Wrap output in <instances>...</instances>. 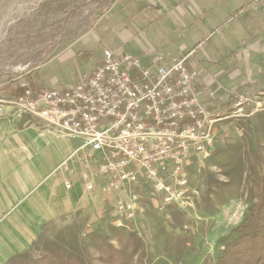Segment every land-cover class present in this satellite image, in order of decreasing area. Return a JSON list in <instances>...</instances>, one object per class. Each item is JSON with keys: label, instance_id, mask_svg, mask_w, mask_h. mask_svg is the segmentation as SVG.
Returning <instances> with one entry per match:
<instances>
[{"label": "rangeland", "instance_id": "obj_1", "mask_svg": "<svg viewBox=\"0 0 264 264\" xmlns=\"http://www.w3.org/2000/svg\"><path fill=\"white\" fill-rule=\"evenodd\" d=\"M122 1L0 0V96L11 97L9 94L21 83L22 91L24 83L40 89L42 85L36 83H41L50 73L60 79L55 87L58 89L63 88L61 81L72 82L81 73L91 74L95 56L99 55L98 47L101 49L97 41L111 43V21ZM226 27L210 29L214 31L213 37L205 29L206 35L199 37L206 40L205 50L210 51L223 33L228 35ZM146 35L153 36L151 30ZM158 45L173 49L167 41ZM193 47L189 44L185 53ZM67 52H75L76 56L67 54L60 59ZM53 60L58 62L48 66ZM215 76V88L220 94L223 78ZM261 91L264 90L248 94ZM256 150L264 157V110L252 117L231 118L218 125L210 154L201 156L186 169L180 203L163 204L149 183L126 185L117 198L138 195L134 218L119 220L109 211L95 222L83 217L59 221L40 235L32 249L22 254L25 255L22 259L11 264H45L53 256L82 251L87 259L91 255L89 260L95 264H104L98 249L103 244L101 236L124 248L129 239H124V235L134 232L146 241L153 264H182L177 261L176 239L184 231L194 238L192 246L183 248L184 264H220L223 241L256 203L255 189L259 183L254 174Z\"/></svg>", "mask_w": 264, "mask_h": 264}, {"label": "crops", "instance_id": "obj_2", "mask_svg": "<svg viewBox=\"0 0 264 264\" xmlns=\"http://www.w3.org/2000/svg\"><path fill=\"white\" fill-rule=\"evenodd\" d=\"M119 6L111 21V43L97 41L101 49L93 71L103 46L109 45L137 52L146 62L155 54L168 60L190 54V65L200 70V85L215 88V75H222L219 95L226 104L237 94L264 90V0H123ZM223 26L228 35L223 33L205 50L206 40L199 37L206 35L205 29L213 37L211 30ZM162 41L173 49L161 48ZM189 44L194 47L185 53ZM67 54L76 56L67 52L60 59ZM87 75L61 82L64 87ZM59 80L50 73L36 86L55 88ZM82 144L79 137L51 131L42 120L11 107L0 115V264L29 252L54 223L82 217L95 222L111 213L117 195L107 190L109 178L99 171L100 157L88 147L80 149ZM91 179L93 188L88 186Z\"/></svg>", "mask_w": 264, "mask_h": 264}, {"label": "built area", "instance_id": "obj_3", "mask_svg": "<svg viewBox=\"0 0 264 264\" xmlns=\"http://www.w3.org/2000/svg\"><path fill=\"white\" fill-rule=\"evenodd\" d=\"M148 58L104 48L95 70L72 84L36 90L24 83L20 95L0 96V115L11 107L42 120L51 131L82 139L80 149L88 147L100 157L99 171L109 178L113 195L126 185L149 183L163 204L180 203L186 169L210 154L218 125L264 110V91L237 94L226 104L211 85H200L190 54ZM88 184L94 187L92 179ZM138 198L119 196L112 215L134 218Z\"/></svg>", "mask_w": 264, "mask_h": 264}, {"label": "trees", "instance_id": "obj_4", "mask_svg": "<svg viewBox=\"0 0 264 264\" xmlns=\"http://www.w3.org/2000/svg\"><path fill=\"white\" fill-rule=\"evenodd\" d=\"M22 84V83H21ZM18 84L15 92L9 96L16 97L22 93V86ZM9 88V87H8ZM8 92V90L6 91ZM261 151L256 150L255 176L259 180L255 189L256 203L244 214L242 222L223 241L225 248L222 252L220 264H264V157ZM99 233L95 235L98 236ZM102 245L99 246L101 261L104 264H153L152 253L148 252L146 241L134 232L124 235L128 239L126 246L121 248L109 241L106 236H101ZM194 238L190 232L184 231L176 239L177 261L184 264V247L192 246ZM25 255L13 258L8 264L22 259ZM82 251L64 253L60 256H53L45 264H95L88 255L87 259Z\"/></svg>", "mask_w": 264, "mask_h": 264}]
</instances>
